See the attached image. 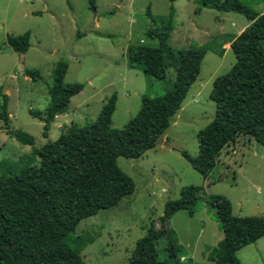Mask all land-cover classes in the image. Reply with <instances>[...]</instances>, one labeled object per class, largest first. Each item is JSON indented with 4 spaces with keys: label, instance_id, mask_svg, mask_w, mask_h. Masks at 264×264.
I'll return each mask as SVG.
<instances>
[{
    "label": "rangeland",
    "instance_id": "obj_1",
    "mask_svg": "<svg viewBox=\"0 0 264 264\" xmlns=\"http://www.w3.org/2000/svg\"><path fill=\"white\" fill-rule=\"evenodd\" d=\"M239 1L264 14V0ZM95 6L94 10L91 0H0V113L6 101L10 118L9 128L0 120V177L39 165L36 149L73 126H90L113 95L117 101L110 127L121 132L140 111L144 96L155 99L171 90L174 70L166 81H157L133 69L129 57L139 46L157 47L158 41L146 32L155 26L152 18L157 26L170 20L174 7L169 43L176 50L207 47L200 74L157 147L139 159L118 158V166L135 183L134 194L82 220L71 242L88 241L82 251L86 264H127L138 241L147 236L158 240L146 256L167 259L171 240L179 248L180 264H215L210 256L222 244L224 232L208 199L226 197L235 216L263 217L264 145L252 137H239L222 151L207 178L182 152L193 158L199 155L198 135L216 113V103L210 99L214 82L236 61L228 44L250 21L242 14L203 7L201 0H95ZM27 33L29 50L15 52L7 43L8 35ZM60 61L68 64L66 83H81L84 90L71 99L68 116L51 123L46 139L44 123L32 112L49 108ZM26 70L38 71L40 77L34 81ZM10 132L26 134L34 145ZM188 186L201 189L197 212L191 216L178 211L167 223V203L179 200ZM237 256L241 264H264V236Z\"/></svg>",
    "mask_w": 264,
    "mask_h": 264
},
{
    "label": "trees",
    "instance_id": "obj_2",
    "mask_svg": "<svg viewBox=\"0 0 264 264\" xmlns=\"http://www.w3.org/2000/svg\"><path fill=\"white\" fill-rule=\"evenodd\" d=\"M174 3L176 0H169ZM202 6L222 13H238L250 21L230 44L236 61L231 71L218 77L210 99L216 103L212 122L199 135V155H182L201 175L208 177L216 168L222 151L241 136L252 137L264 145V14H258L239 0H201ZM95 10V0H91ZM175 15L174 7L171 10ZM148 15L150 12L148 11ZM157 26L152 18L146 36L158 41L157 47L139 46L130 52V66L157 81H166L175 71L173 87L155 99L144 96L142 107L121 132L111 129L117 96L104 105L90 126L64 131L56 141L36 149L39 165L24 168L18 174L0 177V264H86L82 251L88 241L71 242L79 223L111 209L135 192V183L118 166V158L139 159L153 150L182 109L196 82L208 48L174 49L169 40L174 20ZM8 45L19 53L30 48V34L8 35ZM68 64L55 67L46 112H32L44 123V138L49 137L57 113L68 110L71 99L84 90L81 83L67 84ZM37 81L38 71L26 70ZM0 120L9 128L8 103L2 105ZM14 137L34 145L22 132ZM201 189L185 187L179 200L169 202L164 218L167 223L181 210L193 216L199 207ZM209 205L216 210L224 239L210 256L215 264H241L237 253L264 236L263 217H239L233 214L229 199L211 196ZM171 232V231H170ZM158 240L140 239L127 264H180L179 248L169 240L168 257L151 258L148 247ZM150 257V258H149Z\"/></svg>",
    "mask_w": 264,
    "mask_h": 264
},
{
    "label": "crops",
    "instance_id": "obj_3",
    "mask_svg": "<svg viewBox=\"0 0 264 264\" xmlns=\"http://www.w3.org/2000/svg\"><path fill=\"white\" fill-rule=\"evenodd\" d=\"M246 27H247V26H244V27L241 29V31H239L238 35H240V34L245 30ZM238 35H237V36H238ZM230 44H231V43L228 44L229 48H231V47H230ZM226 46H227V45H226ZM8 93H9V92H8ZM73 98H74V97H73ZM64 116H68V110L66 111V113H64V115H63L62 113H57V114L55 115V117H54V119H53L52 122H56V121L62 119V117H64ZM62 123H63V122L59 123L58 127H61V126H62ZM48 139H50V135H49Z\"/></svg>",
    "mask_w": 264,
    "mask_h": 264
}]
</instances>
